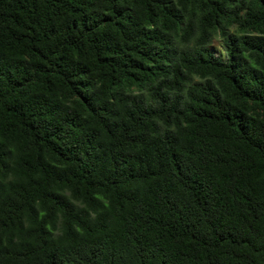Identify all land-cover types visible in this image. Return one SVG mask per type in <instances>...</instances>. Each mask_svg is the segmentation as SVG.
<instances>
[{
    "label": "trees",
    "instance_id": "16d2710c",
    "mask_svg": "<svg viewBox=\"0 0 264 264\" xmlns=\"http://www.w3.org/2000/svg\"><path fill=\"white\" fill-rule=\"evenodd\" d=\"M0 264H264V0H0Z\"/></svg>",
    "mask_w": 264,
    "mask_h": 264
},
{
    "label": "rangeland",
    "instance_id": "374dc122",
    "mask_svg": "<svg viewBox=\"0 0 264 264\" xmlns=\"http://www.w3.org/2000/svg\"><path fill=\"white\" fill-rule=\"evenodd\" d=\"M220 46H221V38L220 37H217L214 42H213V49L216 50L217 49H220ZM216 47V48H215Z\"/></svg>",
    "mask_w": 264,
    "mask_h": 264
}]
</instances>
